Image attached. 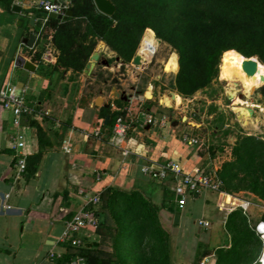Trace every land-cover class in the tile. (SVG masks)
Listing matches in <instances>:
<instances>
[{
    "label": "crops",
    "instance_id": "crops-1",
    "mask_svg": "<svg viewBox=\"0 0 264 264\" xmlns=\"http://www.w3.org/2000/svg\"><path fill=\"white\" fill-rule=\"evenodd\" d=\"M39 2L13 0L8 7L0 1V91L7 83L15 85L36 113L15 123L12 106L5 107L0 97V264H64L71 250L61 241L65 222L89 196L113 191L120 193L124 204L134 196L136 205L155 209L168 235L169 264H191L196 259L207 264L212 254L203 252L213 241V229L237 210L249 218L253 206L223 190L206 188L185 195V204L179 207L180 177L155 179L142 172L144 165L168 162L186 174L204 173L208 166L196 149L198 141L182 138L192 137V127L176 121L175 97L180 96L173 86L178 68L168 71L172 76L168 86L126 73L128 82L116 68L128 67L129 62L99 40L92 52L97 60L91 54L86 63H93L91 69L86 64L80 72L65 69L40 37L45 23L36 13ZM41 46L36 57L33 51ZM140 60L148 67L147 60ZM23 61L32 63L33 70ZM146 113H152L155 122L147 123ZM117 118L128 129L115 144L111 129ZM17 134L23 140L19 149L13 148ZM19 154L26 162L23 172L18 170ZM100 205L97 216L105 226V217L109 222L113 218ZM80 234L96 253L102 249L108 257L113 255V261L98 259L96 264H124L117 248L106 245L110 237L120 239L118 234L108 228Z\"/></svg>",
    "mask_w": 264,
    "mask_h": 264
},
{
    "label": "trees",
    "instance_id": "trees-1",
    "mask_svg": "<svg viewBox=\"0 0 264 264\" xmlns=\"http://www.w3.org/2000/svg\"><path fill=\"white\" fill-rule=\"evenodd\" d=\"M0 1L8 7L13 3V0ZM111 1L115 5V12L111 16L94 11L95 5L88 1L73 5L70 8L72 15L63 21L47 17L40 37L46 42L50 38L49 45L57 64L65 69L82 71L99 40L105 42L124 62H130L146 28L152 29L175 49L178 71L173 87L181 96H189L216 77L224 52L233 50L245 57L257 56L264 63V0ZM36 13L40 18L45 16L41 10ZM37 29L34 28L35 31ZM42 49L43 46L36 48L33 55L40 56ZM132 197L128 198L129 204H124L120 193L108 192L100 196V206L105 209L127 206L128 213L144 210L138 217L145 224L144 227L136 228L130 235L138 234L136 242L140 245L142 238L160 235L163 247H167L168 235L161 229L155 209L136 205ZM238 221H248V217L239 210L228 216L227 229H237ZM100 228L107 229L99 224L98 232ZM118 235H123L122 230ZM237 244L219 250L223 256L220 264H234L239 256ZM147 248L149 260L153 251L151 247ZM94 249L92 246L76 251L71 249L66 258L78 252L86 257L87 264H96L100 258L99 252L96 253ZM165 252L167 249L163 252V264H169ZM148 260L140 264H148Z\"/></svg>",
    "mask_w": 264,
    "mask_h": 264
},
{
    "label": "rangeland",
    "instance_id": "rangeland-1",
    "mask_svg": "<svg viewBox=\"0 0 264 264\" xmlns=\"http://www.w3.org/2000/svg\"><path fill=\"white\" fill-rule=\"evenodd\" d=\"M61 1L69 9L76 3L88 1L93 3V0ZM94 11H98L96 7ZM147 32L158 41L154 54L147 60L148 67L144 68L146 66L144 64L136 66L130 61L128 67L116 68L118 76L128 80L129 76L126 75L128 73V75L142 76L143 81L148 79L156 81L157 86L162 84L168 86L172 82V76L168 71H176L178 68L177 53L171 44L158 37L150 28L144 30L136 51L140 48L143 36ZM43 42L50 44L51 40L49 38L46 42L43 39ZM231 51L233 50L223 54ZM252 57L262 63L257 56ZM220 62L221 57L219 65ZM219 65L216 77L209 84L189 96L175 97V105L178 107L175 109L176 121L192 127L190 135L197 139L196 149L203 154L204 161L208 165L204 173L221 181L218 190L245 200L253 208L248 214L247 222L238 221L237 229L228 230L226 222L213 229L215 231L213 241L203 254H212L207 264H220L223 256L219 250L229 249L238 242L239 256L234 264H262L259 257L264 246L255 232V225L260 220L264 221V83H260L249 92L240 84L237 85L238 92L236 91L233 100L234 97L228 93L230 85L221 75ZM238 108L246 110L251 120L243 121L239 116ZM109 210L113 219L109 222L105 217V227L111 230L112 235H117L121 230L123 235L120 239L108 238L106 245L117 248L120 252L118 257L130 259L134 264L148 260L147 246H149L153 251L149 258L151 263L163 264V252L166 247H163L160 235L149 239L142 238L141 245L136 242L138 234L130 235V232L136 228L144 227L145 224L138 219L144 210H132L128 213L127 206L119 205L114 209L108 207L107 211ZM98 256L103 262L113 261V255L108 257L102 249ZM126 260L125 262L128 263ZM196 260L191 264H197Z\"/></svg>",
    "mask_w": 264,
    "mask_h": 264
},
{
    "label": "built area",
    "instance_id": "built-area-1",
    "mask_svg": "<svg viewBox=\"0 0 264 264\" xmlns=\"http://www.w3.org/2000/svg\"><path fill=\"white\" fill-rule=\"evenodd\" d=\"M44 14L43 22L45 23L50 13L57 15H64L68 10V6L61 0H40L37 6ZM0 97L4 106L11 105L12 112L14 114V122L18 123L21 116L36 115L35 111L24 102L23 96L17 92L16 86L7 83L0 91ZM147 123L155 122V117L152 113L145 114ZM128 129L127 124L121 118H117L112 125V138L115 144H118L121 139L124 138ZM95 134H98L95 132ZM184 140H188L191 143H196L197 139L183 135ZM23 147V140L20 134H17L14 138L13 148L19 149ZM18 158V170L23 172L26 167L25 158L22 154H19ZM142 172L155 179H163L168 174H172L173 177H180V183L182 187L178 189L177 204L182 207L185 204V195L199 193L203 189L218 190L221 186V181L217 177H212L207 173H182L179 167L168 162L160 167H151L144 165ZM100 203V196L93 194L86 198V203L78 209L70 219L65 222L61 241L65 243L68 248L76 251L78 249L86 247L85 237L81 236V232L84 230H96L99 224L97 216V206ZM255 230L261 238L264 246V221L260 220L255 225ZM259 261L264 264V248L260 254ZM64 264H87L86 257L78 252L71 254ZM198 264H204V261Z\"/></svg>",
    "mask_w": 264,
    "mask_h": 264
},
{
    "label": "bare ground",
    "instance_id": "bare-ground-1",
    "mask_svg": "<svg viewBox=\"0 0 264 264\" xmlns=\"http://www.w3.org/2000/svg\"><path fill=\"white\" fill-rule=\"evenodd\" d=\"M157 46V39L147 32L143 36L138 54L142 60H149ZM256 59L254 57H245L236 51H231L221 56L220 72L230 85L228 93L234 97L233 100H235L237 85L240 84L245 91L249 92L260 83H264V64ZM261 77H263V80ZM237 110H239V116L243 121L251 120L246 110L241 108Z\"/></svg>",
    "mask_w": 264,
    "mask_h": 264
},
{
    "label": "water",
    "instance_id": "water-1",
    "mask_svg": "<svg viewBox=\"0 0 264 264\" xmlns=\"http://www.w3.org/2000/svg\"><path fill=\"white\" fill-rule=\"evenodd\" d=\"M93 3L95 5L96 9L105 15L111 16L115 12V5L111 0H93ZM15 7L16 6H13V9ZM16 8H18V7H16ZM71 15H72V10L68 9L64 15H57L55 13H50L49 17L65 20L68 16H71ZM97 57H98V55L95 52L91 55V59L93 61H96ZM132 62L135 65H141L142 64L141 60H140V55L138 53H136L134 55ZM23 66L29 70H33V68H34L32 63H30L29 61H23ZM92 66H93V63H88V64H86V69H91ZM261 79L263 80V77H261ZM100 102H101V98L97 97L95 100L96 105H99ZM160 110L164 113H167V111L165 109H160ZM107 118H108V116L106 117V119Z\"/></svg>",
    "mask_w": 264,
    "mask_h": 264
}]
</instances>
